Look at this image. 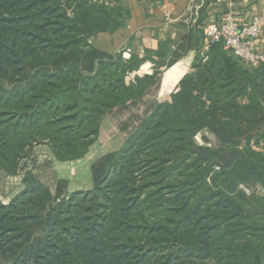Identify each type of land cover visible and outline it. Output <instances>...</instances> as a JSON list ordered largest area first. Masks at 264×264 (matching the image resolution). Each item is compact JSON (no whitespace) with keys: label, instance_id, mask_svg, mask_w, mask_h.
Listing matches in <instances>:
<instances>
[{"label":"trees","instance_id":"obj_1","mask_svg":"<svg viewBox=\"0 0 264 264\" xmlns=\"http://www.w3.org/2000/svg\"><path fill=\"white\" fill-rule=\"evenodd\" d=\"M109 3L0 0V174H16L33 141L79 159L106 116L145 102L118 125L122 145L91 165L90 189L64 198L63 180L53 194L27 171L0 200V264H264L263 64L244 66L222 43L204 50L201 20L189 72L172 67L186 38L108 53L87 37L125 24L121 0ZM162 58L174 86L147 101L161 72L131 73ZM204 129L211 148L194 141Z\"/></svg>","mask_w":264,"mask_h":264},{"label":"crops","instance_id":"obj_2","mask_svg":"<svg viewBox=\"0 0 264 264\" xmlns=\"http://www.w3.org/2000/svg\"><path fill=\"white\" fill-rule=\"evenodd\" d=\"M122 5L128 12L125 24L112 33H98L94 45L111 54L119 50H127L141 56L145 51L159 49L163 43L176 49L186 38L190 46L172 67L177 65L187 72L191 70L195 55L194 31L191 29L198 20H201L200 24L203 27V24L210 19H218L227 13H232L239 22L246 23L253 15L264 10V0H122ZM253 47L264 55V25L260 35L254 40ZM262 64L264 67V61ZM165 75L163 81H166L167 71ZM156 95L157 92L151 96L152 99L156 98ZM140 109H145V103ZM113 125L109 116L103 119L99 136L91 147L89 152L91 156L88 155V158L68 162L57 161L46 145L45 151L37 152L33 149L30 158L22 160L16 174L6 176L0 174V180L18 181V186L12 195L22 188V179L27 171H31L34 177L48 186L51 191L56 188V182L61 178L68 180V193L76 189H90L91 165L103 154L118 149L123 143L122 132ZM107 130H110V133L108 131L106 134ZM99 147L103 151L102 155L97 153L95 157V150Z\"/></svg>","mask_w":264,"mask_h":264},{"label":"rangeland","instance_id":"obj_3","mask_svg":"<svg viewBox=\"0 0 264 264\" xmlns=\"http://www.w3.org/2000/svg\"><path fill=\"white\" fill-rule=\"evenodd\" d=\"M92 2H97V3H100V2H110L111 0H91ZM121 3H122V0H121ZM115 2H112V3H109L108 6H114ZM107 6V5H106ZM123 7V5H122ZM66 12L67 14L69 15H72V12H71V8H66ZM49 31L53 30L52 28H54L53 25H49L46 27ZM97 33L96 34H92V35H89L87 37V40L88 42L95 46L94 45V39L96 37ZM119 51H122V50H119ZM118 51V52H119ZM129 52V51H128ZM130 53V52H129ZM127 57V55H126ZM165 58H162L161 60H157V59H146L143 63H141L137 69H135L131 75L132 77L133 76H138V77H142L144 75H148V74H153L155 72H161V79H160V82H159V86H158V89L156 90L157 92V95H156V98L159 99V100H163L165 98H167L169 92L171 91V89L173 88L174 86V83L173 84H165V81L162 80V78L164 77L166 71L168 70L167 67H166V62H165ZM166 76V75H165ZM182 77V73L179 75V78ZM155 92V93H156ZM152 94V95H151ZM154 92L153 93H150V95L147 97V101L148 100H151L153 97ZM151 98V99H150ZM145 102H138L137 104L135 105H131L129 106L127 109L123 110L122 112H119L118 114H116L115 116L113 115L112 117H110V119L113 121L114 125L116 127H118V125H120V123H123V122H127L126 121V118H134L135 116H139V115H143L144 114V111L143 109H140L142 107V105L144 104ZM10 115L8 114H1L0 113V120H6V118H8ZM113 125V126H114ZM118 129V128H117ZM119 130V129H118ZM109 131L110 133V130H107L106 131V134L107 132ZM122 132V137L124 138L125 137V131H121ZM118 138V137H117ZM97 140V139H96ZM96 140L89 146V149L88 151L86 152V154L79 158V159H82V158H88L87 156H91V154H89L90 150H91V147H93L94 143L96 142ZM194 141L195 143H197V145L199 146H203V147H207V148H211V146L214 145V137L213 135L207 130V129H204L198 133L195 134L194 136ZM48 146V144L45 142V141H40V142H35L33 141L32 142V149H31V154L33 152V149L37 152H41V151H45L46 147L45 146ZM262 146V145H261ZM98 147V146H97ZM251 147L254 148V149H257V147L251 143ZM50 148V147H49ZM26 150V149H25ZM103 151L102 149L99 147L98 149L95 150V157H97V153L98 154H101ZM30 154V155H31ZM42 155V154H41ZM102 155V154H101ZM26 158H30L29 157H26ZM25 159V158H24ZM23 159V160H24ZM79 159H75V160H79ZM71 161H74V160H71ZM22 162V161H21ZM62 162H68V161H62ZM21 164V163H20ZM214 170H218V166H214L213 167ZM59 180H63L65 182V185H66V188L64 190V193L62 195V197L64 198H67L70 194H79V193H82L83 191H86V190H83V189H76V190H73L72 192H67V185H68V180L67 179H64V178H61ZM4 181V180H0V200H1V203L2 204H8L11 200H13V198H15V195H12V193L16 190L17 188V183L18 181L17 180H12V181ZM57 184V182H56ZM243 185V184H241ZM240 187V185H239ZM247 187V186H246ZM241 188V187H240ZM22 189V188H21ZM20 189V190H21ZM52 189V188H51ZM242 189V188H241ZM19 190V191H20ZM18 191V193H19ZM53 194L55 192V189H52L51 191ZM17 196V195H16ZM58 201V200H57Z\"/></svg>","mask_w":264,"mask_h":264},{"label":"built area","instance_id":"obj_4","mask_svg":"<svg viewBox=\"0 0 264 264\" xmlns=\"http://www.w3.org/2000/svg\"><path fill=\"white\" fill-rule=\"evenodd\" d=\"M231 1V0H228ZM264 25V10L253 15L246 23H241L232 13H227L218 19H210L203 24V49L211 44L222 43L224 49L230 52L238 61L248 68L262 64L264 55L253 47L254 40L260 35ZM240 187L249 193L245 185Z\"/></svg>","mask_w":264,"mask_h":264}]
</instances>
